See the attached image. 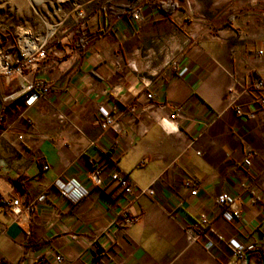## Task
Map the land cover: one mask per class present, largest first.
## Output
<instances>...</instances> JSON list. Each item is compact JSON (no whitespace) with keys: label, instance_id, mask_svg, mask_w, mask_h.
<instances>
[{"label":"crops","instance_id":"0c3cea01","mask_svg":"<svg viewBox=\"0 0 264 264\" xmlns=\"http://www.w3.org/2000/svg\"><path fill=\"white\" fill-rule=\"evenodd\" d=\"M168 1L75 16L34 70L49 89L30 106L27 80L0 75V264H231L238 245L264 264V109L247 91L264 80V0L190 10L174 0L171 13ZM179 107L177 128L162 124ZM101 111L119 132L101 127ZM117 170L155 193L123 192ZM71 178L89 189L78 202L55 186ZM223 193L239 219L221 215ZM14 197L37 205L15 218L1 203Z\"/></svg>","mask_w":264,"mask_h":264},{"label":"built area","instance_id":"2783aa9c","mask_svg":"<svg viewBox=\"0 0 264 264\" xmlns=\"http://www.w3.org/2000/svg\"><path fill=\"white\" fill-rule=\"evenodd\" d=\"M128 13L135 19H142V13L140 10H129ZM80 15L84 16L83 13ZM57 30H54L47 34L44 37H36L30 33H24L16 39V52L12 49L5 50L0 43V75L4 76L6 79L12 78H21L27 80V84H23L21 90V96L24 97V102L26 105H32L36 102L44 92L49 89V84L45 81H36L33 78V72L39 68L40 64L48 57L52 51V45L56 43ZM260 54H263V51H260ZM175 68L178 69L180 75H184L188 68L186 66H178V63L173 62ZM254 98L255 103L262 109H264V80L260 77H256L253 85L247 90ZM233 93V90L231 91ZM149 99H152L154 94L148 92L147 94ZM15 99V95H9L4 98L5 101ZM235 99V95H233ZM236 113L238 115H244L245 110L242 106L235 107ZM182 111V108H177V111L169 116V118H164L161 120L162 124L172 127L173 129L177 128L175 124V119L178 114ZM249 117H255V113H249ZM3 120V117H0V121ZM99 123L103 129H112L115 132L120 131L119 120L114 116L112 112L101 111V118ZM23 138V136H20ZM253 155L251 152H248L245 156L244 163L245 165L252 164ZM145 160H143L144 163ZM48 168V166H46ZM97 184L101 182V174L103 169L100 166L95 167L94 171ZM112 179L123 192L139 197L143 194L153 195L155 192L152 188H141L139 187L130 176L122 171L117 170L113 172ZM188 185H191V182H187ZM55 186L60 190L61 194L69 198L72 202H78L85 196L89 194V189L85 187L78 179L71 178L68 181L56 180ZM198 192V188L195 187L192 191L193 194ZM45 196H41V199H44ZM6 210L15 218L20 217L23 208H26L29 212L33 210L34 206L37 205V202H24L18 197L11 199H3L1 201ZM218 203L221 206V215L227 221H235L241 217V211L238 210L235 206V198L229 193H223L218 198ZM127 225L132 224L136 218L125 213ZM202 221L205 223L209 222V219L206 216H202ZM242 245L236 247L237 259L231 264L237 263L239 260L243 259L246 255V252L243 250ZM56 262L61 263L64 260V257L61 254H58L55 257ZM20 264H24V261Z\"/></svg>","mask_w":264,"mask_h":264},{"label":"rangeland","instance_id":"374dc122","mask_svg":"<svg viewBox=\"0 0 264 264\" xmlns=\"http://www.w3.org/2000/svg\"><path fill=\"white\" fill-rule=\"evenodd\" d=\"M134 0H0V43L16 52V39L24 33L44 37L50 32L76 25L75 16L86 17L104 5L131 3ZM240 0H178L187 9L196 4L217 3L226 6ZM253 1V0H249ZM190 14V16H192ZM57 42V41H56Z\"/></svg>","mask_w":264,"mask_h":264},{"label":"trees","instance_id":"16d2710c","mask_svg":"<svg viewBox=\"0 0 264 264\" xmlns=\"http://www.w3.org/2000/svg\"><path fill=\"white\" fill-rule=\"evenodd\" d=\"M168 6H170L172 8V11H174L175 9L178 8V4L173 0V1H168L166 3L161 2V9L164 12H168L171 13L172 11H168ZM14 182L19 185L20 187H25V184L22 182V178H18L16 180H14ZM250 253H252V251H249ZM247 255V254H246ZM246 255L243 259L239 260L237 263L235 264H246Z\"/></svg>","mask_w":264,"mask_h":264},{"label":"water","instance_id":"95a60500","mask_svg":"<svg viewBox=\"0 0 264 264\" xmlns=\"http://www.w3.org/2000/svg\"><path fill=\"white\" fill-rule=\"evenodd\" d=\"M250 252L247 253L246 255V264H251V258H250Z\"/></svg>","mask_w":264,"mask_h":264}]
</instances>
